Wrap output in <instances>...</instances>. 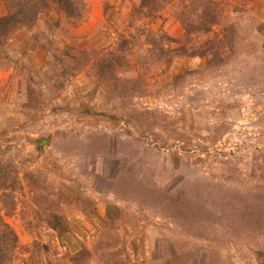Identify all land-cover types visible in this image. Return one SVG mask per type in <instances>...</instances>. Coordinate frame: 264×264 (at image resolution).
Listing matches in <instances>:
<instances>
[{
  "label": "rangeland",
  "instance_id": "374dc122",
  "mask_svg": "<svg viewBox=\"0 0 264 264\" xmlns=\"http://www.w3.org/2000/svg\"><path fill=\"white\" fill-rule=\"evenodd\" d=\"M84 2L0 43L9 264H264V0Z\"/></svg>",
  "mask_w": 264,
  "mask_h": 264
},
{
  "label": "trees",
  "instance_id": "16d2710c",
  "mask_svg": "<svg viewBox=\"0 0 264 264\" xmlns=\"http://www.w3.org/2000/svg\"><path fill=\"white\" fill-rule=\"evenodd\" d=\"M7 7V13L0 15V43L10 34L14 28L27 26L32 24L36 19L38 13L46 4L52 3L58 8L64 10L68 16L80 18L84 14L85 2L84 0H3ZM149 0H141L142 3L147 4ZM143 4V5H144ZM204 4V3H203ZM154 40H150L153 43ZM0 170H2L0 168ZM3 175L0 172V176ZM42 184V187L46 185ZM50 186L49 189H51ZM115 207H110L107 211L113 221L116 213ZM108 222V221H107ZM111 223V222H110ZM17 244V236L10 227L0 220V264H9L13 258V252ZM74 264L82 263L86 257V253L79 252L76 255Z\"/></svg>",
  "mask_w": 264,
  "mask_h": 264
}]
</instances>
